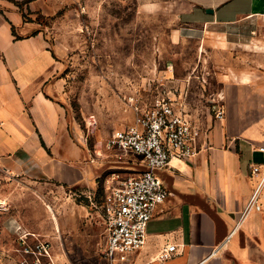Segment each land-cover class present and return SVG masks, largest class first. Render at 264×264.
Wrapping results in <instances>:
<instances>
[{
    "label": "crops",
    "instance_id": "0c3cea01",
    "mask_svg": "<svg viewBox=\"0 0 264 264\" xmlns=\"http://www.w3.org/2000/svg\"><path fill=\"white\" fill-rule=\"evenodd\" d=\"M23 2L0 0L3 204L23 194L38 199L42 185L93 187L101 178L98 164L103 163L97 156L90 157L85 145L75 138L69 114L56 97L59 83L55 75L60 65L45 34L33 29L31 23L30 32L22 33L28 25L21 8ZM180 2L178 15L184 23L176 29L179 34L197 36L209 26L234 25L240 32L234 37L236 45L264 46V40L253 35L248 40L242 34L255 30L243 20L264 17V0ZM254 47L252 57L261 66L264 51ZM219 48L228 52V45ZM226 75L222 89L225 118L201 117L205 134L201 137V152L192 158L174 157L168 167L157 170L168 195L147 224L146 244L121 264H264V233L254 230L248 222L253 210L245 215L260 179L259 174L251 173V166L264 163V151L260 149L264 139L257 136L263 124L255 115L264 111V70L237 69ZM129 159L112 161L122 164L120 168L140 166L138 156L131 154ZM23 182L25 186L34 185L36 194L24 190ZM51 202L47 200L46 210L37 211V215L52 218L55 229L60 231L61 222ZM7 216L8 224L21 225L12 213ZM168 244L176 246L174 256L159 259V251Z\"/></svg>",
    "mask_w": 264,
    "mask_h": 264
},
{
    "label": "rangeland",
    "instance_id": "374dc122",
    "mask_svg": "<svg viewBox=\"0 0 264 264\" xmlns=\"http://www.w3.org/2000/svg\"><path fill=\"white\" fill-rule=\"evenodd\" d=\"M180 1L25 0L21 4L28 23L22 33L30 32V23L43 31L59 61L56 97L69 114L75 138L90 157L97 156L103 163L98 164L101 178L93 187L45 184L38 199L23 194L9 205L0 200V264H21L22 238L29 244L49 240L55 264H104L101 198L107 185L116 182L106 178L122 166L112 161L116 154L105 146L111 134L134 123L136 106L151 102L160 78L172 73L181 78V87L190 88L191 100L197 105L192 115L203 119L214 117L209 99L222 92L226 74L237 69L264 70V59L258 66L252 57L254 46L236 45L234 37L240 32L234 25L209 26L197 36L179 34L176 29L184 23L178 15ZM242 22L255 29L243 32L244 38L250 40L253 35L264 40V17ZM227 45L224 53L219 47ZM254 49L264 51V46ZM255 115L263 124L257 133L263 140L264 111ZM23 183L24 190L36 194L34 185ZM86 195L92 196L95 205ZM261 199V208L253 210L248 222L264 233V195ZM47 200L56 206L60 231L52 218L37 215L46 210ZM10 213L21 225L6 222Z\"/></svg>",
    "mask_w": 264,
    "mask_h": 264
},
{
    "label": "built area",
    "instance_id": "2783aa9c",
    "mask_svg": "<svg viewBox=\"0 0 264 264\" xmlns=\"http://www.w3.org/2000/svg\"><path fill=\"white\" fill-rule=\"evenodd\" d=\"M179 81L182 80L175 73L158 79L151 102L145 107L136 106L134 123L114 131L106 142V148L115 152L117 162L130 161L133 154L140 158L142 167L125 166L107 177L116 182L107 185L101 198L106 230L101 250L104 264L124 263L131 252L146 244L147 224L168 195L157 170L168 167L174 157L192 158L203 149L202 124L192 115L197 112V105L191 100L190 88L181 87ZM224 99L222 92L209 99L215 119L223 120L226 116ZM260 149L264 151V146ZM251 173L259 174L260 179L245 215L263 204L264 163L251 166ZM86 197L95 205L91 195ZM22 243L21 264H55L49 240L38 239L29 244L22 238ZM175 252L176 246L168 244L159 251V259H169Z\"/></svg>",
    "mask_w": 264,
    "mask_h": 264
},
{
    "label": "water",
    "instance_id": "95a60500",
    "mask_svg": "<svg viewBox=\"0 0 264 264\" xmlns=\"http://www.w3.org/2000/svg\"><path fill=\"white\" fill-rule=\"evenodd\" d=\"M207 11H208V12H213V9H211V8H207Z\"/></svg>",
    "mask_w": 264,
    "mask_h": 264
},
{
    "label": "trees",
    "instance_id": "16d2710c",
    "mask_svg": "<svg viewBox=\"0 0 264 264\" xmlns=\"http://www.w3.org/2000/svg\"><path fill=\"white\" fill-rule=\"evenodd\" d=\"M87 198V197H86ZM88 199V198H87Z\"/></svg>",
    "mask_w": 264,
    "mask_h": 264
}]
</instances>
